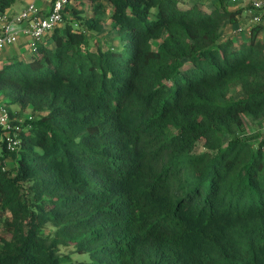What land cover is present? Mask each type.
I'll return each mask as SVG.
<instances>
[{
	"label": "trees",
	"instance_id": "16d2710c",
	"mask_svg": "<svg viewBox=\"0 0 264 264\" xmlns=\"http://www.w3.org/2000/svg\"><path fill=\"white\" fill-rule=\"evenodd\" d=\"M210 1L71 0L0 60V264H264L263 25Z\"/></svg>",
	"mask_w": 264,
	"mask_h": 264
},
{
	"label": "built area",
	"instance_id": "2783aa9c",
	"mask_svg": "<svg viewBox=\"0 0 264 264\" xmlns=\"http://www.w3.org/2000/svg\"><path fill=\"white\" fill-rule=\"evenodd\" d=\"M45 0H28L25 7L17 14H4L0 17V51L13 46L22 33L30 41L31 50L38 51L39 41L54 27L64 22L65 7L71 0H50V7L45 13L36 7V4ZM232 2L246 1L251 4L252 10H264V0H230ZM44 13V14H43ZM253 22H260V15H254ZM31 118V117H29ZM0 127L4 130L7 148L14 151L19 146V128L10 121L9 110L0 105ZM13 131L14 134L11 133Z\"/></svg>",
	"mask_w": 264,
	"mask_h": 264
},
{
	"label": "crops",
	"instance_id": "0c3cea01",
	"mask_svg": "<svg viewBox=\"0 0 264 264\" xmlns=\"http://www.w3.org/2000/svg\"><path fill=\"white\" fill-rule=\"evenodd\" d=\"M20 1L24 2V4L26 5L28 0H20ZM214 1L215 0H212L209 3H207L206 9L208 7L211 8V5L213 4ZM225 1L227 3L226 5L233 10L242 9V14H241L242 20H241V22L238 23V25L236 27L228 25L225 29L226 34L229 35L233 31H235L237 33H241V34L246 33L253 24H256L252 20L253 16L259 14L260 15V22H258V23H261L263 25V30L261 31L260 36H261V38H264V10H261V11L252 10L251 4L249 2H246V1H240L242 3H240L239 5L238 4L235 5V3H237V2H232L230 0H225ZM49 5H50V1L48 2V4L46 3L47 9L50 7ZM11 12H13V11L10 10L7 13V15H13V14H11ZM28 43L30 44L29 39L26 38L22 33H20L19 39L16 42V44L5 49L3 52L0 53V56H1L0 60H7V59L19 58V57L24 58V56L27 55V53L22 52L21 49L24 46H26ZM30 50H31V46H30ZM28 54H30V53H28Z\"/></svg>",
	"mask_w": 264,
	"mask_h": 264
},
{
	"label": "rangeland",
	"instance_id": "374dc122",
	"mask_svg": "<svg viewBox=\"0 0 264 264\" xmlns=\"http://www.w3.org/2000/svg\"><path fill=\"white\" fill-rule=\"evenodd\" d=\"M49 1L50 0H45V1L39 2V3L36 4V7L39 8V9H41L45 13V11L47 9L46 3L48 4ZM240 3H242V2L239 1V2L235 3V5H237V4L239 5ZM24 7H25L24 2H22L20 0H17V2L15 3V5L11 9L13 11V12H11V14L19 13ZM105 17H107V14H106ZM106 38L111 39L110 34H107L106 35ZM29 45L30 44L28 43L26 46H24L21 49L22 52L27 53V55H25L24 58H28V57H30L32 55ZM4 50L0 51V53L3 52ZM28 53H30V54H28ZM5 61H8V59L5 60ZM0 105H2L1 102H0ZM18 108H19L18 105H12V106L9 107L10 111L14 114V117H13L14 119L20 120V121H24L25 119H28L30 117V115H31L30 114V111H25L23 113V115H19ZM247 122L249 123V127H250V129H249L250 131L249 132H250V134H255L256 132H259V131L263 132V134H264V122L263 123H257V124H254V125H252L249 120ZM9 162L10 161H8L7 163L8 164H11ZM1 232H2V227L0 226V233Z\"/></svg>",
	"mask_w": 264,
	"mask_h": 264
}]
</instances>
